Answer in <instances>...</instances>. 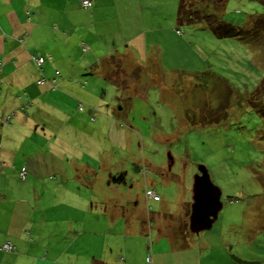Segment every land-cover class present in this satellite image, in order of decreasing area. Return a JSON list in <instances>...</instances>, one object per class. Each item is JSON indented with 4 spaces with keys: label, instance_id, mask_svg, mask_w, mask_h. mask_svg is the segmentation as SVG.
Returning a JSON list of instances; mask_svg holds the SVG:
<instances>
[{
    "label": "crops",
    "instance_id": "crops-1",
    "mask_svg": "<svg viewBox=\"0 0 264 264\" xmlns=\"http://www.w3.org/2000/svg\"><path fill=\"white\" fill-rule=\"evenodd\" d=\"M115 2L92 0L84 8L80 0H0V118L11 115L8 122H0V264H201L200 255L188 250L225 245L221 226L215 224L218 216L209 229L194 232L189 228L190 211L186 216L185 210L171 227L161 224L157 229L163 227L164 231L150 241L147 235L156 227L150 214L143 216L116 203L111 215L109 197L94 194L105 179L114 183L112 176L123 174L117 183L124 182L127 172L110 166L105 143L87 131L88 117L99 120L109 142L124 145L125 134L114 113L99 112L96 120L90 116L91 106L83 108L85 113L75 111L72 105L78 106L74 100L77 90L92 93L102 79L123 96L138 85L140 79L133 77L121 86L109 75L111 57L120 61L128 78L146 63L150 74L145 70L141 82L146 79L160 85L165 76L176 73L180 77L181 70L175 65L182 66L179 61L191 55L181 45L174 49L172 35L178 40L182 32L168 18L166 23L152 26L141 27L140 22L134 33L114 38L115 30L125 29L118 13L124 12L127 18L123 4L112 13ZM142 11L143 7H136L128 15L136 19ZM163 35L171 39L170 46V41L163 44ZM82 42L88 50H82ZM34 56H42L44 63L39 66ZM64 65L70 71H61ZM91 75L98 80L90 81ZM76 76L86 79V85L80 86ZM43 77L45 82L38 83ZM162 86L163 96L174 93ZM73 137L83 148L73 159L64 148L48 153L42 148L44 142L54 141V149L59 142L73 145ZM61 152H69L65 166L56 162ZM50 155L54 161H47ZM21 170L25 177L20 176ZM81 189L90 196L83 192L80 195L85 197L80 199ZM120 221L123 226L115 233ZM202 232L204 236H193ZM5 242L13 248L3 249ZM118 253L124 254L123 262L114 263L108 254Z\"/></svg>",
    "mask_w": 264,
    "mask_h": 264
},
{
    "label": "rangeland",
    "instance_id": "rangeland-1",
    "mask_svg": "<svg viewBox=\"0 0 264 264\" xmlns=\"http://www.w3.org/2000/svg\"><path fill=\"white\" fill-rule=\"evenodd\" d=\"M113 1L108 0V3ZM129 1H132L131 6ZM194 1L199 8L205 5L203 1ZM179 3L180 0H116L112 4V13L116 14L117 7L123 4L129 20L124 12L118 13L125 29L115 30L113 37L120 40L123 33H134L140 22L141 27L152 26L164 24L168 18L175 27ZM140 6L143 11L138 13L139 17L131 19L128 14ZM204 8L234 26H243L247 33L224 37L218 36L204 22L180 25L178 31L182 33L178 40L172 35V45L174 49L183 46L191 55L179 61L182 66L175 65L181 70L180 77H175L176 73L174 77L165 76L160 84L172 88V95L163 96L159 83L146 79L141 82L145 70L150 74L146 63L128 78L120 61L112 57L109 75L114 76L121 86H126L134 78L140 79L138 85L121 96L122 91L115 85L99 79L94 92L77 90L75 93L74 100L83 103L86 110L91 106L90 116H96V120L99 112L101 115L114 113L118 127L125 134L124 145L109 142L104 138L106 129L102 130L99 120L88 117L91 124H86L87 128L90 126L87 131L105 143L110 166L127 172L124 182L108 184L105 179L104 186L93 191L95 196L104 194L109 197L111 215L116 203H122L143 216L150 214L151 221L156 222L155 232L147 235V240L151 241L164 231L163 227L160 231L157 228L171 227L175 219L184 216L185 210L187 216L193 201L195 176L199 165L203 164L221 191L222 206L215 224L221 226L225 245L188 252L200 255L201 264H264V86L260 85L264 78V28L258 26L264 21V7L257 0H225L218 7L209 5ZM256 23L259 30L255 32L253 26ZM162 38L163 44L170 41V46L171 39L166 35ZM60 70L70 71V66H61ZM89 77L90 81L98 80L95 76ZM77 79L80 86L86 85L82 76ZM74 105L75 111L85 110H80L76 103ZM66 129L69 134V127ZM72 140L73 145L59 142L56 149L55 141L51 144L44 142L42 148L46 153L60 150V147L69 151L71 158L69 152H61V158L56 159L58 164L65 166L69 158L81 155L83 149L79 145L82 142L75 137ZM52 157L50 155L47 161H54ZM145 178L149 179V184ZM146 186L160 194L161 199L147 200ZM83 192H88V197L91 194L81 189L78 190L79 197H85L80 195ZM121 226L123 223L117 222L114 232L120 231ZM200 234L204 236L205 233L193 236L199 238ZM115 236L118 235L113 234ZM108 257L114 263L123 262L124 254H108Z\"/></svg>",
    "mask_w": 264,
    "mask_h": 264
},
{
    "label": "water",
    "instance_id": "water-1",
    "mask_svg": "<svg viewBox=\"0 0 264 264\" xmlns=\"http://www.w3.org/2000/svg\"><path fill=\"white\" fill-rule=\"evenodd\" d=\"M113 182L123 179V174L111 177ZM221 191L213 183L205 165H199V172L195 176L193 186V201L189 215V228L199 232L209 229L217 218L222 206Z\"/></svg>",
    "mask_w": 264,
    "mask_h": 264
},
{
    "label": "trees",
    "instance_id": "trees-1",
    "mask_svg": "<svg viewBox=\"0 0 264 264\" xmlns=\"http://www.w3.org/2000/svg\"><path fill=\"white\" fill-rule=\"evenodd\" d=\"M199 1L205 2V5H203V8H199L195 4L194 0H180L177 17H176L177 23L179 25H182V24L187 25L188 23H192V22H204L218 36H224V37L232 36L233 37V36L246 35L247 29H245L243 26H234L231 23L222 20L219 16H217L214 13H211L210 11L204 8L209 5H214V6L216 5L218 7L222 5L225 0H199ZM257 1H259L264 7V0H257ZM192 5H195L196 7L191 8ZM190 9H193V10H190ZM254 25L255 26H253V30L256 32L259 29L264 28V21H262L259 25L257 23ZM257 25L260 26L259 29L257 28L258 27ZM260 85L264 86V78L261 81ZM236 259L238 261H241L238 258Z\"/></svg>",
    "mask_w": 264,
    "mask_h": 264
},
{
    "label": "built area",
    "instance_id": "built-area-1",
    "mask_svg": "<svg viewBox=\"0 0 264 264\" xmlns=\"http://www.w3.org/2000/svg\"><path fill=\"white\" fill-rule=\"evenodd\" d=\"M91 3H92V0H80V4L82 7L84 8H88L91 6ZM179 32V31H178ZM82 50L83 51H86L88 50V46L86 45L85 42H82ZM34 61L40 66L41 64L44 63V58L42 56H34L33 57ZM56 74H59V70H56ZM45 78H41L38 80V83H44L45 82ZM56 80L54 79L53 82H55ZM78 108L80 110H83L84 108V104L79 102L78 103ZM11 115H7V116H4V117H1L0 118V122H8L9 119H10ZM20 176L22 177H25V170H21L20 171ZM145 193L147 195L148 198H151L153 200H159L160 199V195L154 190V189H151V188H147L145 190ZM3 249L5 250H11L13 248V245L10 243V242H5L2 246Z\"/></svg>",
    "mask_w": 264,
    "mask_h": 264
}]
</instances>
